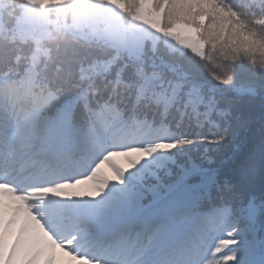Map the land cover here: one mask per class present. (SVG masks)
Wrapping results in <instances>:
<instances>
[{
    "label": "snow or ice",
    "instance_id": "6c2138e0",
    "mask_svg": "<svg viewBox=\"0 0 264 264\" xmlns=\"http://www.w3.org/2000/svg\"><path fill=\"white\" fill-rule=\"evenodd\" d=\"M0 264H264V0H0Z\"/></svg>",
    "mask_w": 264,
    "mask_h": 264
},
{
    "label": "rangeland",
    "instance_id": "374dc122",
    "mask_svg": "<svg viewBox=\"0 0 264 264\" xmlns=\"http://www.w3.org/2000/svg\"><path fill=\"white\" fill-rule=\"evenodd\" d=\"M120 162H121V163H123V162H124V161H123V159H122V160H120ZM105 171H108V169H105Z\"/></svg>",
    "mask_w": 264,
    "mask_h": 264
}]
</instances>
